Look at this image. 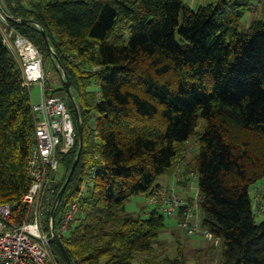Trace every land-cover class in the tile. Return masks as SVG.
<instances>
[{
	"label": "trees",
	"instance_id": "obj_1",
	"mask_svg": "<svg viewBox=\"0 0 264 264\" xmlns=\"http://www.w3.org/2000/svg\"><path fill=\"white\" fill-rule=\"evenodd\" d=\"M257 2L263 17L243 27L245 14L256 11L252 0L195 7L184 0H0V203L11 204L15 219L26 213L39 117L3 27L52 62L62 86L53 89L46 79L47 92L63 98L74 123L80 105L81 155L54 208L57 226L78 204L70 229L51 239L59 264L69 263L58 242L72 264H138L143 254L153 264L165 215L181 226L188 209L196 230L181 226L184 236L213 235L196 257L219 245L218 264H264V220L256 221L249 193L264 180V1ZM191 139L197 148L177 185L197 179L196 205L187 195L173 215L159 201L145 215L127 211L133 196L170 193L158 181L176 171ZM78 147L76 137L59 155L55 198ZM161 262L190 264L186 246L178 240L176 254Z\"/></svg>",
	"mask_w": 264,
	"mask_h": 264
},
{
	"label": "built area",
	"instance_id": "obj_2",
	"mask_svg": "<svg viewBox=\"0 0 264 264\" xmlns=\"http://www.w3.org/2000/svg\"><path fill=\"white\" fill-rule=\"evenodd\" d=\"M0 19L5 21L0 8ZM4 41L16 53L22 68L24 84H38L40 100L33 104L39 120L36 125V143L28 161L31 184L24 193L22 201L26 213L15 219L10 203H0V264H59L53 254L51 239L65 234L71 226L78 210L77 202L65 209L61 221L56 226L54 208L60 172L59 155L69 152L75 145L77 130L71 112L64 100L48 94L47 75L42 69L40 50L26 37L3 27ZM84 193L80 192L79 197ZM161 202L162 211L174 214L184 204V199L176 191L149 196V202ZM48 210L51 212L48 213ZM53 211V213H52ZM260 211L264 206L260 205ZM49 214V215H48ZM193 212L188 209L180 225L195 231L192 224ZM204 236L213 239L205 230Z\"/></svg>",
	"mask_w": 264,
	"mask_h": 264
},
{
	"label": "rangeland",
	"instance_id": "obj_3",
	"mask_svg": "<svg viewBox=\"0 0 264 264\" xmlns=\"http://www.w3.org/2000/svg\"><path fill=\"white\" fill-rule=\"evenodd\" d=\"M184 1L190 6L195 7L198 4H205L208 0H184ZM252 3L257 4L256 11L255 13L247 12L245 14V16L242 19L243 27L248 26L251 20L256 15H260V17L262 16L261 15L263 11L262 5H261L262 2H257V0H252ZM1 25H2V20L0 19V26ZM42 69H43V72L47 75V83L51 88L57 89L62 86L61 76L53 68L52 62L49 59H46L44 61L42 58ZM30 94H31L32 102H35L37 100V95L40 94V87L38 84H33L30 87ZM56 96L60 97L59 95H56ZM75 124H76V121L74 125ZM196 148H197L196 139L189 140L185 144L184 158L182 159L181 162H178L176 166V171L173 172L171 175L162 176L158 181V184L161 185L160 189L162 190L172 189V191L176 190L179 193V195L184 198H186L188 195L191 198H193L195 205L197 202V194H198L197 179L193 176H190L188 185L184 187L177 185V181L179 179H182L179 169L183 168L181 166H183L184 162H188L191 159L193 152L196 151ZM263 188H264L263 179H259L258 181L253 183L249 188V193L252 199L254 211L256 213L257 222L264 220V212L257 211V204H256L259 200L261 204L264 206V197L263 195H261L260 197V193L262 192ZM154 207H155V204L150 203L149 196L145 194L133 196L126 203V210L129 212H133L135 214L145 215L147 211L153 209ZM198 212H200L199 208H198ZM165 222H166V228L160 235V239L162 240L163 244L162 246H158V248H156L153 264H162L161 259L165 254L174 256L176 254V245H177L178 240H180L186 246V253L189 256L190 264H218V260L221 257V247L219 245L216 246L217 247L216 249L208 253L209 255L207 256V258L205 257L204 252L198 254L196 257V255H194L195 251L209 246L211 244V241L206 239L203 236V234L202 235L194 234L193 236H190L189 237L190 240H188L186 236H184L183 234V228L178 225V219L175 217L165 215ZM146 256L148 255L146 254L138 255V258H137L138 264H148L143 260V258ZM194 258H197L198 261L196 262V259Z\"/></svg>",
	"mask_w": 264,
	"mask_h": 264
},
{
	"label": "water",
	"instance_id": "obj_4",
	"mask_svg": "<svg viewBox=\"0 0 264 264\" xmlns=\"http://www.w3.org/2000/svg\"><path fill=\"white\" fill-rule=\"evenodd\" d=\"M44 36L46 37V34L43 32ZM57 60V58H56ZM58 62V65L60 66V63L59 61L57 60ZM63 75H64V85H65V88L67 89V93L68 95L73 98V94H72V91H71V85L70 83L67 81L66 79V73L63 71ZM75 121H76V126H77V137H78V142H79V147H78V151H77V155L71 165V168H70V171H69V174L64 182V184L62 185L58 195H57V198L56 200H58L60 198V196L62 195V193L64 192V190L66 189V186L68 184V182L70 181V178L78 164V161H79V158H80V155H81V151H82V147H83V129H82V121H81V118H80V105L79 104H75ZM53 213V211H52ZM59 243V246L66 258V260L68 261L69 264H72L71 261H70V258L69 256L67 255L65 249L63 248V246L61 245L60 242Z\"/></svg>",
	"mask_w": 264,
	"mask_h": 264
},
{
	"label": "crops",
	"instance_id": "obj_5",
	"mask_svg": "<svg viewBox=\"0 0 264 264\" xmlns=\"http://www.w3.org/2000/svg\"><path fill=\"white\" fill-rule=\"evenodd\" d=\"M39 100H40V95L38 94L37 95V100L34 103L39 102Z\"/></svg>",
	"mask_w": 264,
	"mask_h": 264
}]
</instances>
